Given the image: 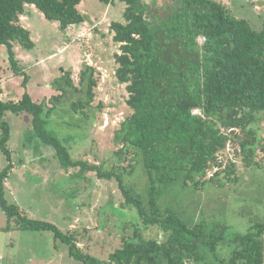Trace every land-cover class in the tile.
I'll list each match as a JSON object with an SVG mask.
<instances>
[{
	"label": "trees",
	"instance_id": "obj_1",
	"mask_svg": "<svg viewBox=\"0 0 264 264\" xmlns=\"http://www.w3.org/2000/svg\"><path fill=\"white\" fill-rule=\"evenodd\" d=\"M82 1L0 0V46L7 47L17 74L24 70L16 59L14 44L35 45L21 20L27 5H35L66 29L86 21L79 9ZM101 1L109 4L115 0ZM123 1L128 4L126 21H114L111 27L121 51L116 53V76L127 85V103L133 113L118 130L116 139L122 147L116 153L121 156L130 151L142 164L149 181L148 201L135 194L122 173L73 158L70 148L48 132L44 115L54 109L50 101H58L63 94L38 102L26 92L19 101L0 98V147L9 161L0 175V204L9 219L4 229L14 228L15 221L20 229L50 230L84 264H264L263 221H252L246 232H231L227 238L228 226L191 225L176 212H162L159 202L162 188L180 175L185 184L193 182L195 188L217 183L222 172L230 177L235 164H225L221 158L229 144L236 146V155L242 154L247 165L258 163V151L264 150V29L236 17L221 0H172L170 7L176 10L164 19L147 14L141 0ZM96 71L95 66L87 65L81 72L90 100L98 85ZM28 80L27 75L24 85ZM66 80L74 85L69 73ZM73 107L78 111L84 104ZM6 111L32 114L34 132L42 143L55 149L62 165L116 178L125 197L123 207L136 210L145 227L158 226L162 239L124 238L123 246L112 252L109 260H102L78 244V231L64 232L53 222L32 219L10 203L6 179L12 164L8 147L11 127L4 119ZM214 167L219 170L209 177ZM229 244L230 257H221L219 248Z\"/></svg>",
	"mask_w": 264,
	"mask_h": 264
},
{
	"label": "rangeland",
	"instance_id": "obj_2",
	"mask_svg": "<svg viewBox=\"0 0 264 264\" xmlns=\"http://www.w3.org/2000/svg\"><path fill=\"white\" fill-rule=\"evenodd\" d=\"M141 1L151 17L164 19L165 14L170 16L176 10L170 7L172 0ZM221 1L236 17L247 19L258 30L264 29V0ZM127 7L123 0L109 4L83 0L79 9L86 21L64 29L35 5L28 4V19L22 22L31 31L35 45L26 48L18 42L14 44L16 59L24 70L19 74L3 52H7V47H0V98L19 101L29 92L34 100L49 102L53 96L63 94L58 101H50L54 109L44 115L48 132L70 148L73 158L122 173L135 194L148 201L149 181L142 164L130 151L121 156L116 153L122 147L116 139L118 130L133 109L127 103V85L116 76V53L121 51L111 24L126 21ZM87 65L97 69L98 85L92 100L81 81V72ZM68 73L73 86L67 84ZM27 75L29 80L24 85ZM58 78L61 83L56 82ZM81 102L84 108L75 111L74 104ZM4 119L11 127L8 147L12 153L6 198L20 206L28 217L53 222L64 232L78 231V244L102 260H109L110 254L123 246L124 238L162 239L158 226L145 227L137 219L136 210L123 207L125 197L116 178H102L96 170L82 172L80 166L62 165L55 149L42 143L34 132L32 114L6 111ZM261 121L264 127V119ZM1 137L0 129V140ZM235 150L236 146L229 144L221 156L225 164H235L230 177L222 172L217 183L195 188L193 182L185 184L180 175L163 187L159 197L162 212H176L191 225L204 222L209 228L216 224L228 226L227 238L231 232H246L252 221L264 222V150L258 151V163L252 166ZM8 164L0 147V175ZM218 170H211L208 176ZM15 223L16 228L11 231H0L6 264L18 251L20 263L15 259V264H84L52 231L19 229ZM8 224L7 213L0 204V230ZM10 243L17 245L11 248ZM231 252L230 244L219 248L221 257L228 258Z\"/></svg>",
	"mask_w": 264,
	"mask_h": 264
},
{
	"label": "crops",
	"instance_id": "obj_3",
	"mask_svg": "<svg viewBox=\"0 0 264 264\" xmlns=\"http://www.w3.org/2000/svg\"><path fill=\"white\" fill-rule=\"evenodd\" d=\"M28 9L26 10V12L21 16V20H27L28 19ZM23 23V22H22ZM24 25V24H23ZM25 26V25H24ZM26 27V26H25ZM28 28V27H26ZM0 47H6V46H0ZM6 49V48H5ZM3 50V49H2ZM4 53H7L5 50H3ZM1 228V227H0ZM16 228V227H14ZM13 228V229H14ZM20 229V228H19ZM12 229L10 230H6L7 232L8 231H11ZM0 231H4V227L2 228V230ZM9 245H12L11 248H15L17 244H14V243H10ZM4 249V248H3ZM3 249L0 248V264H6V253H2ZM12 261L9 262V264H15V259H17L20 263V252H16V254L14 256H12Z\"/></svg>",
	"mask_w": 264,
	"mask_h": 264
},
{
	"label": "built area",
	"instance_id": "obj_4",
	"mask_svg": "<svg viewBox=\"0 0 264 264\" xmlns=\"http://www.w3.org/2000/svg\"><path fill=\"white\" fill-rule=\"evenodd\" d=\"M203 39H205V38H203ZM215 168H218V167H214L213 169H215ZM213 169H211V170H213ZM211 170H210V171H211ZM210 171H209V172H210Z\"/></svg>",
	"mask_w": 264,
	"mask_h": 264
}]
</instances>
